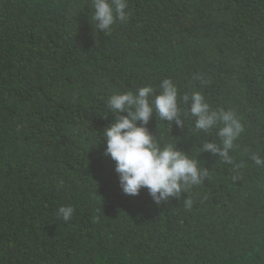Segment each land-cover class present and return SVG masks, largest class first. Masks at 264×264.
<instances>
[{
    "label": "trees",
    "instance_id": "trees-1",
    "mask_svg": "<svg viewBox=\"0 0 264 264\" xmlns=\"http://www.w3.org/2000/svg\"><path fill=\"white\" fill-rule=\"evenodd\" d=\"M91 3L0 0V264H264V0H128L110 32ZM163 79L183 127L147 128L208 175L157 205L123 193L103 132L112 93ZM195 91L244 127L230 164L202 151L223 125L195 129Z\"/></svg>",
    "mask_w": 264,
    "mask_h": 264
},
{
    "label": "clouds",
    "instance_id": "clouds-1",
    "mask_svg": "<svg viewBox=\"0 0 264 264\" xmlns=\"http://www.w3.org/2000/svg\"><path fill=\"white\" fill-rule=\"evenodd\" d=\"M92 21L96 27L110 32L118 21L128 20V0H92ZM159 94H154V88L146 85L132 91L114 92L107 99V107L116 114L115 122L106 127L103 137L106 141L104 156L115 162V171L119 174V185L123 193L136 196L142 188H146L159 205L170 197L179 196L192 186L200 185L202 178L207 176V170H201L197 161L186 153L177 150L172 143L163 148L159 146L156 137L149 131L147 125L153 112L161 121L172 122L183 127L180 119L181 109L178 106V89L170 79H163L159 85ZM182 101L190 109L195 119V129L209 131L220 127L217 135L221 145L205 143L202 151L219 154L226 162L232 163L229 151L234 142L244 131V127L233 110H212L204 96L195 91L189 97L185 94ZM127 115H121V113ZM251 159L258 166H264V159L253 154ZM192 201H186L191 206ZM71 205L60 206L56 215L68 222L74 214Z\"/></svg>",
    "mask_w": 264,
    "mask_h": 264
}]
</instances>
